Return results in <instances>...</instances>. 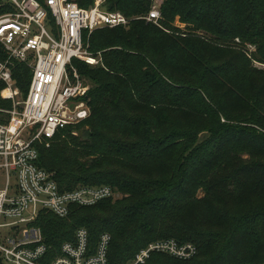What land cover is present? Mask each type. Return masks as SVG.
<instances>
[{"label": "trees", "instance_id": "obj_1", "mask_svg": "<svg viewBox=\"0 0 264 264\" xmlns=\"http://www.w3.org/2000/svg\"><path fill=\"white\" fill-rule=\"evenodd\" d=\"M150 8L149 0L107 3L128 18ZM161 9L163 27L174 30L179 16L205 35L172 36L145 20L95 31L100 67L73 61L92 83L91 139L71 136V126L38 146L39 165L62 191L107 186L124 197L74 205L66 218L42 213L37 227L54 256L86 229L92 254L111 236L109 264H131L171 240L196 254L154 253L146 264H264V72L230 44L257 45L264 63V0H166ZM14 78L26 96L30 70L17 65Z\"/></svg>", "mask_w": 264, "mask_h": 264}, {"label": "built area", "instance_id": "obj_2", "mask_svg": "<svg viewBox=\"0 0 264 264\" xmlns=\"http://www.w3.org/2000/svg\"><path fill=\"white\" fill-rule=\"evenodd\" d=\"M147 14L128 18L109 11L108 0H93L89 8L75 0H0V264H109V234H103L94 254L89 233L79 229L54 256L37 220L42 213L60 218L72 206L90 207L116 196L111 187L80 186L62 191L53 175L39 165V145L50 146L58 133L91 116V86L73 61L101 64L91 52V35L101 29L127 28L134 20L158 24L164 0H149ZM31 72L28 93L16 85L14 69ZM9 91L8 95H4ZM193 245L163 241L142 249L131 264H146L154 253L180 259L196 254Z\"/></svg>", "mask_w": 264, "mask_h": 264}, {"label": "rangeland", "instance_id": "obj_3", "mask_svg": "<svg viewBox=\"0 0 264 264\" xmlns=\"http://www.w3.org/2000/svg\"><path fill=\"white\" fill-rule=\"evenodd\" d=\"M165 1L166 0H164L163 3H165ZM151 5H152V3H151ZM161 12H162V9H161ZM136 17L137 16H134L131 19H134ZM163 21H164V16H163V13H162V19L159 21L158 24H153V25H155V26H157L159 28H162L169 35H172V36L173 35L174 36H182V37H186L188 35H193V34L194 35H197V36H203V35H205L204 32L189 30V25L187 23L183 22L179 16L176 18L175 22L172 24L174 30L167 29L166 27H163L162 26V22ZM130 26H131V24L127 28H124V29L129 30L131 28ZM230 44L233 47H235L234 49L242 50L249 57V59H251V66L253 67V69H256L258 71H263L264 72V63L260 62L255 57V56H257L256 55L257 54V49H258L257 45H253V44H249V43H243L239 38H236ZM222 48L230 49L226 45H223ZM97 57H98V60L101 59V64H102L101 53H99ZM97 66L100 67V64L99 65H96L94 67H97ZM101 66H103V65H101ZM90 84L92 85L91 82H90ZM22 92H24V90ZM24 94L25 93H22L21 94V98L22 99L25 96ZM0 99H1V101H2V103L4 105H8V102H5L4 100H2L1 97H0ZM251 125H253V124H251ZM251 125H248V127H250ZM90 130L91 129L89 128L88 124L86 122H83V123L75 126L72 130H70L69 133L71 134V136L76 137L79 140H86V139H91L89 137ZM259 130H261V128ZM66 136L67 135H64V136H62V138H65ZM70 147L71 148H75L72 144H70ZM79 151L86 152V151H89V149H82V150H79ZM82 160H84V158ZM115 193H116V196L113 198L114 201H116L118 199H122L124 197V195L121 194L120 192L115 191ZM199 194L204 195V191L203 190H200L199 191Z\"/></svg>", "mask_w": 264, "mask_h": 264}, {"label": "bare ground", "instance_id": "obj_4", "mask_svg": "<svg viewBox=\"0 0 264 264\" xmlns=\"http://www.w3.org/2000/svg\"><path fill=\"white\" fill-rule=\"evenodd\" d=\"M8 93H9V91H6V92L4 93V95H8Z\"/></svg>", "mask_w": 264, "mask_h": 264}]
</instances>
